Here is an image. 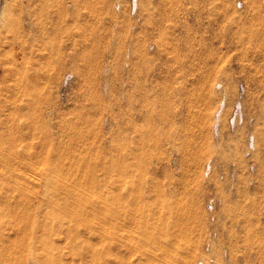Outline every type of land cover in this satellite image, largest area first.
Returning <instances> with one entry per match:
<instances>
[{
	"label": "rangeland",
	"instance_id": "rangeland-1",
	"mask_svg": "<svg viewBox=\"0 0 264 264\" xmlns=\"http://www.w3.org/2000/svg\"><path fill=\"white\" fill-rule=\"evenodd\" d=\"M0 264H264V0H0Z\"/></svg>",
	"mask_w": 264,
	"mask_h": 264
},
{
	"label": "built area",
	"instance_id": "built-area-1",
	"mask_svg": "<svg viewBox=\"0 0 264 264\" xmlns=\"http://www.w3.org/2000/svg\"><path fill=\"white\" fill-rule=\"evenodd\" d=\"M131 2H132V0H131Z\"/></svg>",
	"mask_w": 264,
	"mask_h": 264
}]
</instances>
